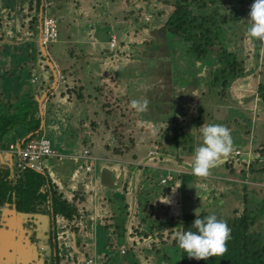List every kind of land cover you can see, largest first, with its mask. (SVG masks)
<instances>
[{
	"label": "rangeland",
	"instance_id": "obj_1",
	"mask_svg": "<svg viewBox=\"0 0 264 264\" xmlns=\"http://www.w3.org/2000/svg\"><path fill=\"white\" fill-rule=\"evenodd\" d=\"M161 1L40 0L37 7L36 0L17 4L16 0H0V115H6L19 103L25 112L31 105L38 112L42 99L39 96L49 88L52 76L50 62L65 76L64 83L59 82L54 90H49L51 95L41 109L39 135L49 138L55 151L63 155L44 158L41 163L65 196L86 191L85 197H89L91 193L88 223L87 219L80 221L81 230L67 232L65 238L57 239L58 247L65 245L62 253L76 258L78 264H85L87 258L93 264H175L179 259L172 256L175 249L168 246L163 249L157 244L159 235L165 241L169 229L176 228V220L171 219L195 214L196 209L197 214L228 217L241 203L243 189L248 193V207L259 214L254 229L264 242V173L254 169L230 176L225 169L227 162H232L236 170L239 166L244 168V154L250 153L252 158L259 142H264V129L259 127L264 124V105L252 99L258 82L264 81V46L246 31L250 10L245 6L254 0H215L219 14L230 16V9L236 13L237 23L230 20L228 24H220L219 41L230 50L237 48L245 65V76L231 80L225 90L221 85L211 87L208 70L220 66L216 57L197 62L189 51L177 49L175 64L172 53L178 46L174 41L163 33L165 41L151 42L154 40L151 27L162 21L155 15L160 11ZM29 2L38 11L46 9L45 15L54 17L58 24L57 40L43 49L37 29L28 28L32 18ZM172 6L173 3L162 8ZM19 8L25 15H20ZM213 9V5H208L203 13L209 14ZM130 11L134 13L131 22L122 20ZM200 13L197 7H192L187 16L192 14L196 18ZM144 14L145 19L149 17L148 22L143 19ZM144 25L148 26L146 30ZM112 37L117 44L111 49ZM70 52L74 55L71 59ZM82 68L91 77L74 85L82 99L76 102L64 98L71 93L59 97L60 92L72 86L75 74L84 73ZM34 77L36 83L31 82ZM77 84H83V89L78 90ZM143 98L150 101L148 111L142 113L131 108L132 99ZM105 103L114 107L116 117L102 113ZM175 120L179 121L178 128ZM207 124L228 127L233 150L223 163L211 169L210 175L197 177L192 173L194 150L202 144L200 127ZM114 128L116 135L112 134ZM175 132L183 135L176 137L178 146L174 142ZM10 133L9 138L19 135ZM121 143L133 147L125 156H113L111 149ZM154 145L159 147L160 154L152 159L147 154ZM83 148L103 159L94 164L91 173L83 168L85 162L80 158ZM237 150L241 154L235 156ZM262 164L263 160L256 169ZM12 165L16 168L15 162ZM162 167L188 174L172 173L173 180L162 185L160 179L166 174ZM104 169L110 171L115 183L122 174V184L114 188L102 186ZM255 181L262 187L249 185ZM166 199L167 203L162 202ZM147 201L154 208L153 219L142 224L145 217L142 210ZM112 216L115 217L112 228L106 229L104 225ZM40 224L39 239L43 235L46 240L51 229L49 222L44 218ZM60 225L63 223H56L57 233ZM143 231L148 233L147 238L140 234ZM9 244V239L0 242V250L5 247V252L0 253V264L51 262L43 243L39 244V251H33L34 256L27 257H11V250L6 252L11 248ZM152 244L160 249V254L152 249ZM35 255L38 258L34 263Z\"/></svg>",
	"mask_w": 264,
	"mask_h": 264
},
{
	"label": "trees",
	"instance_id": "obj_2",
	"mask_svg": "<svg viewBox=\"0 0 264 264\" xmlns=\"http://www.w3.org/2000/svg\"><path fill=\"white\" fill-rule=\"evenodd\" d=\"M36 1L38 7L40 5V0ZM126 3H128L127 0ZM160 3L162 4V6L158 5V10L160 11L155 15L159 19L162 18V21H160L161 23L156 27H151L150 30L152 31L150 32L151 34L154 33L152 35L154 40L151 42H156L158 40L163 41V33L167 35L171 41H174L175 45L178 46L172 53L175 64L178 63L175 57L177 55V49L179 51H189L193 54L197 62H200V60L203 61L206 58L216 57L220 66H217V68L211 72L208 70V73H210L209 77L211 76L212 80L211 87L217 88L218 85H221L223 88L222 90L227 89L231 80L245 76V65L244 61L239 58V50H237V48L230 50L224 42L219 41V36H221L219 29L220 24H228L230 20L237 23L238 18L235 11L230 9V16L219 14L215 0H162ZM171 3H173L171 8H162L163 6H169ZM208 5L214 6L213 11L209 14L203 13L207 10ZM37 7L35 6L33 8L32 3H30L28 7V12L32 17L30 19L31 24L29 23L32 29H34L33 27H35L38 22L36 14L38 11ZM192 7H197L201 11V15L198 14L196 18H194L192 14L190 17L187 16L189 8ZM33 11L34 13L32 14ZM133 16V11H130L122 16V20L131 22ZM144 16L145 14L143 15V19L148 22L147 20L149 17L145 19ZM1 24L0 21V29ZM143 27V30H146L148 26L144 25ZM159 29H161V31H159ZM159 46L162 47L161 44H159ZM70 53L73 56V53ZM167 72L171 73V69H168ZM50 80H52V77ZM78 90H82V86H79ZM65 93H74L76 94V99H82V94H77L75 87L67 89ZM254 98L264 105V81L258 82L256 93L253 95L252 99ZM101 108L102 113L106 117H116L113 111L114 107L109 103L103 104ZM39 112L40 110L38 109V112L35 113L32 105L30 109L25 112L23 110V104L19 103L18 107L8 111L6 115L1 114L0 146L6 149L9 143L13 142L17 137H21L24 140L40 137L39 134L42 131L40 125L42 115L39 114ZM105 120L103 123L105 127L108 128ZM178 123L179 121L175 120V128H178ZM119 125L120 124H117V126ZM260 126H263L262 129H264V124L260 123L259 127ZM116 130L117 128H114L112 132L113 135H116ZM10 132H12V134L19 133V135L9 138ZM179 132H181L180 129ZM259 132L261 133V131L258 130L257 133L259 134ZM258 134H255V137H257ZM176 137L183 138V135L181 134L179 136L175 132L174 142L175 146H178L179 140H177ZM167 141L168 140H165L166 144ZM132 147V144L130 146H125L121 143L118 147L111 149V154L116 157L125 156L130 152ZM262 160L264 163V142L260 141L254 156H252V158L250 157L249 160L245 157V161L242 163L244 168H240L239 166V169L236 170V166L233 165L232 162H227L225 164V169L230 176H235L236 174L243 175L246 170L248 172L256 170L258 173H264L263 164L259 169H256V166ZM10 162L11 163L8 164L0 162V242L4 239V236H1V234L4 232L3 227L6 219L10 216H16L24 221V237L33 250L39 251V248H41L39 246L40 243L47 246L49 253L46 257L47 259L50 258L51 262L49 263L43 260L44 264H78L79 261L76 258H71L70 256H66L65 253H62L63 249H65V245L62 244L58 247L57 239L58 236L65 238L67 232L71 231L72 233H77V231L81 230L80 221L87 219L86 223H88L87 217L91 210V193H89V197H85L88 196L86 191H77L65 196V193L60 190L61 188L53 178L45 172L36 173L34 171H21L13 167L11 160ZM83 168L85 170V164ZM184 174L188 173H183L181 175ZM242 193L241 203L237 208L231 211L230 216H217L218 219L226 221L231 229V235L227 241V252L222 256H214L206 261L196 260L194 258H189L187 253L179 247L176 239L177 232H186L188 230L197 231L192 223L196 218L195 214H183L178 219L172 218L171 221L176 220L174 223L176 228L169 229L165 235L168 237L165 241H163L162 236L159 235L157 237V244L162 245L163 249H165L166 246L175 249L174 255L172 254V256H179L175 264H264V242L260 240L259 234L254 229L259 219V214L256 210L248 207L249 200L247 191L243 189ZM146 205L147 206L143 207L142 210L145 214L144 219L141 220L142 224L153 219L154 208L148 201ZM197 215L199 218H204L210 214L200 213ZM44 218L49 222L51 228L46 240L43 235H40L43 238L39 239L38 230L41 228V224H37L38 221L41 223ZM157 219L158 218H155L154 220L157 221ZM114 220V216L109 217V223L106 222L104 227L106 229L112 228L111 222ZM58 222L63 223V225H60L59 232L57 233L56 223ZM85 224L82 226H85ZM164 229L167 228H163L162 230ZM140 234L143 237H148V233L145 231ZM151 247L156 253L160 254V249L157 246L152 244ZM37 258L38 255H35L33 259L34 263L37 261ZM165 258L169 260V258ZM88 260L90 259L87 258L86 262Z\"/></svg>",
	"mask_w": 264,
	"mask_h": 264
},
{
	"label": "clouds",
	"instance_id": "obj_3",
	"mask_svg": "<svg viewBox=\"0 0 264 264\" xmlns=\"http://www.w3.org/2000/svg\"><path fill=\"white\" fill-rule=\"evenodd\" d=\"M251 4L247 35L264 46V0H254ZM149 103L147 98L132 99L130 106L143 113L148 111ZM200 131L203 140L202 144L194 150L192 173L197 177H207L213 167L223 163L230 156L233 140L231 130L224 125H202ZM244 156L246 157L245 154ZM162 202L167 203L168 199ZM196 210V218L192 223L197 231L177 232L176 239L179 247L187 253L189 258L196 260L206 261L214 256H222L227 252V241L230 238L231 229L226 221L218 219L214 214L199 218Z\"/></svg>",
	"mask_w": 264,
	"mask_h": 264
},
{
	"label": "built area",
	"instance_id": "obj_4",
	"mask_svg": "<svg viewBox=\"0 0 264 264\" xmlns=\"http://www.w3.org/2000/svg\"><path fill=\"white\" fill-rule=\"evenodd\" d=\"M252 4H248L246 9L249 10ZM40 45L45 48L46 45L49 43L55 42L58 38V24L54 17L47 16L43 13V10L40 15ZM116 45V39L114 37L111 38L109 47L114 48ZM50 62V61H49ZM52 68V79L54 83L63 82L64 76L60 74V72L56 71L55 65L50 63ZM37 78L34 77L32 82L35 83ZM43 100V99H42ZM6 154L9 156L10 160L15 162L16 168L21 171H34L36 173H43L42 168V159L48 157H57L58 153L52 146V143L49 138L45 136H40L37 138H31L28 140H18L14 143L10 144L6 149ZM0 150V154H1ZM160 151L159 147L154 145L148 151V157L150 158H157L159 157ZM235 156L240 155L239 151H236ZM246 158L249 160V154H245ZM80 158L84 160L85 164V171L91 173L93 171L94 164L101 159L100 157L91 154L88 149H82ZM166 172L165 177L160 179V184L164 185L167 182L173 180L172 173H181L179 170L170 168V167H162ZM124 254V251H121ZM86 264H93L92 260H88Z\"/></svg>",
	"mask_w": 264,
	"mask_h": 264
},
{
	"label": "crops",
	"instance_id": "obj_5",
	"mask_svg": "<svg viewBox=\"0 0 264 264\" xmlns=\"http://www.w3.org/2000/svg\"><path fill=\"white\" fill-rule=\"evenodd\" d=\"M22 0H16V4H17V2H21ZM52 1V0H51ZM46 8V7H45ZM21 8H19V11H20V15H25L23 12H21ZM42 10H43V13H45V10L43 9V8H40V10L38 11V13H37V19H38V22H37V25L35 26V28L37 29V31L39 32V41H40V29H39V24H40V15H41V12H42ZM31 15V14H30ZM27 16V15H26ZM30 27V25L28 24V28ZM31 31H34V29H32ZM70 56V59L74 56H72L71 54L69 55ZM51 63V62H50ZM52 64H54V63H52ZM85 64H88L87 62H85ZM55 65V64H54ZM86 66H88V65H86ZM55 69H56V71H58L57 70V67H56V65H55ZM84 68H82V70H83ZM83 74L80 76H76V74L74 75V77H73V81H72V86L71 87H68V88H66L64 91H62V92H60V94L58 95L59 97H61V98H63V93H65V91L67 90V89H72L73 87H74V85H75V83H80V81L81 80H85L86 78H90L91 79V77H89V76H87L88 75V73H87V71L86 70H83ZM60 74H62V72L60 73ZM63 75V74H62ZM64 76V75H63ZM33 79V78H32ZM31 82H32V80H31ZM37 82V81H36ZM35 82V83H36ZM49 82H50V84H49V88L48 89H45V91L39 96V97H41V98H43L44 96V98H43V100L41 99V101H39V110H40V114L42 115V113H41V109H42V107H43V109H44V103L45 102H47L48 101V98L50 97V95H51V93H50V91L49 90H54L56 87H57V85L58 84H60V83H64L65 82V76H64V80H63V82H57V83H54V80L52 79V80H49ZM33 83V82H32ZM82 86L83 84H77L76 85V87L77 86ZM82 89H83V86H82ZM42 90H43V88H42ZM67 94V93H66ZM2 95V93H0V96ZM74 97V98H73ZM64 98H67V99H73L74 101H79L78 99H76V94H74V93H72V94H70V96H65ZM18 140H24L23 138H21V137H17V139H15L13 142H11V143H9V145L10 144H12V143H14L15 141H18ZM8 145V146H9ZM8 148V147H7ZM6 148V149H7ZM6 149H3L1 146H0V150H1V154H0V162H2V163H5V164H8V163H11L10 162V158H9V156L6 154ZM83 149H86V148H83ZM238 151V150H237ZM245 154H248V153H245ZM249 156H250V153H249ZM59 157H63V155L62 154H60L59 152H58V156L57 157H52V158H59ZM49 158V157H48ZM43 165V164H42ZM43 172H45L44 170H43ZM258 180H259V177H256ZM249 185H253V186H261L262 187V185L259 183V181H255L253 184L251 183V184H249ZM3 224V223H2ZM37 224L39 225L40 224V222L38 221L37 222ZM36 224V225H37ZM23 225H24V221L22 220V219H19L18 217H14V216H10L8 219H6V222L4 223V227H3V234H1V236L3 235L4 236V239H9L10 240V244L9 245H11V248H9L8 250H6V252H8V251H10L11 252V254H9V255H11V257H14V256H19V255H23V256H25V257H27V255H30V254H33V256H34V252L33 251H35V250H33L32 249V247L31 246H29V244H28V242H27V240H25V237H24V233H25V230H24V227H23ZM6 228H7V230H6ZM2 250H0V253L3 251V252H5V247H2L1 248ZM23 261V260H22Z\"/></svg>",
	"mask_w": 264,
	"mask_h": 264
},
{
	"label": "water",
	"instance_id": "obj_6",
	"mask_svg": "<svg viewBox=\"0 0 264 264\" xmlns=\"http://www.w3.org/2000/svg\"><path fill=\"white\" fill-rule=\"evenodd\" d=\"M43 99V98H42ZM122 177L123 175L121 174L118 178V180L115 183V179L113 177H111V173L109 170H102L101 172V185L108 187V188H114L115 185L117 184L118 186H120L122 184Z\"/></svg>",
	"mask_w": 264,
	"mask_h": 264
}]
</instances>
